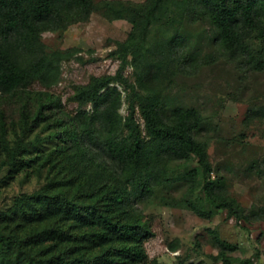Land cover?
Returning a JSON list of instances; mask_svg holds the SVG:
<instances>
[{"label":"trees","instance_id":"obj_1","mask_svg":"<svg viewBox=\"0 0 264 264\" xmlns=\"http://www.w3.org/2000/svg\"><path fill=\"white\" fill-rule=\"evenodd\" d=\"M103 4L108 16L126 17L132 23L133 32L119 49L121 64L114 74L92 76L87 84L76 87L72 97L80 108L68 120L47 123L59 143L25 155L35 144L25 139L27 132L46 121V110L57 100L47 90L23 87L32 80L52 85L59 77L60 62L73 54L70 49L46 50L39 33L85 19L96 3L0 0V95L15 96L19 111L17 121H8L0 109V171L5 166L11 173L30 169L45 180L37 190L17 195L0 210V264H143L147 257L143 239L152 231L135 202L163 181L184 177L194 189L196 178L212 171L205 143L193 134L202 120L200 112L194 107L176 108L165 119L161 92L149 86L142 74L146 51L156 46L145 45L152 24L200 7L217 29L224 51L244 58L254 68L264 65V0H145L139 5L105 0ZM255 31L260 49L248 43ZM167 45L170 52L176 50L174 42ZM128 53L145 93L123 73ZM177 56V51L172 53L173 60ZM118 84L129 97L126 115L119 111ZM86 103L92 106L87 108ZM8 127L15 134L13 141L7 136ZM43 138L38 135L35 140ZM192 155L199 168L182 174L169 165L170 160L185 162ZM202 189L212 208L189 200L198 215L210 217L216 208H226L229 215L245 216L223 185L207 179ZM213 238L219 246L217 256L226 264L233 260L254 264L251 257L227 255L234 245L216 234Z\"/></svg>","mask_w":264,"mask_h":264},{"label":"rangeland","instance_id":"obj_2","mask_svg":"<svg viewBox=\"0 0 264 264\" xmlns=\"http://www.w3.org/2000/svg\"><path fill=\"white\" fill-rule=\"evenodd\" d=\"M103 1L94 0L96 8L85 19L39 33L46 50L70 49L73 54L60 62L59 77L52 85L47 87L32 80L23 87L47 90L57 100L46 110V121L27 132L25 139L34 140L35 144L31 153L25 155L59 143L57 136H51L54 130L47 123L68 120L80 108L72 97L76 87L87 84L92 76L114 74L121 64L119 49L133 32L132 23L126 17L108 16ZM122 1L132 5L145 2ZM170 41L174 42L175 51L170 52ZM248 43L260 49L257 31ZM145 45H156L154 51H146L142 74L149 86L161 92L162 115L168 120L176 108L194 107L200 112L202 120L193 134L205 143L212 171L200 174L194 189L189 188L184 177L163 181L135 202L152 231L143 239L147 254L143 264H226L217 256L219 246L214 234L234 245L227 255L251 257L254 264H264V65L254 68L244 58L224 51L217 29L200 7L180 17L171 14L152 24ZM176 51L178 56L173 60L172 53ZM130 60L128 53L123 73L136 89L145 93L138 85L137 69ZM118 87L122 91L119 111L126 115L129 97L122 85ZM91 106L92 103L85 104L87 108ZM0 109L8 121H17L15 96L0 95ZM135 116L145 135L137 108ZM38 135L43 140H35ZM7 136L11 141L15 139L9 127ZM169 165L182 174L191 167L199 168L195 155L185 162L170 160ZM207 179L223 185L226 194L244 209L243 218L229 215L226 208H216L210 217L200 216L191 208L189 200L212 208L202 189ZM44 183V178L30 169L11 173L5 166L0 171V210L9 207L17 195L31 193Z\"/></svg>","mask_w":264,"mask_h":264}]
</instances>
